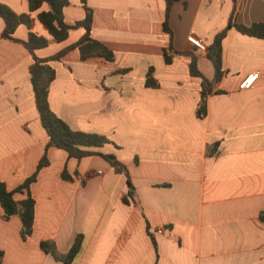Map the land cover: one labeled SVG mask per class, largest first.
Returning a JSON list of instances; mask_svg holds the SVG:
<instances>
[{"label": "crops", "instance_id": "1", "mask_svg": "<svg viewBox=\"0 0 264 264\" xmlns=\"http://www.w3.org/2000/svg\"><path fill=\"white\" fill-rule=\"evenodd\" d=\"M0 1L30 12L27 0ZM87 4L94 11L91 35L115 59L82 60L76 47L50 61L56 76L49 102L73 129L107 136L112 142L98 150L115 155L129 176L101 155L77 159L62 148L46 149L49 137L29 71L32 54L2 36L0 16V181L12 190L45 151L49 160L30 187L35 219L29 235L22 236L20 215L6 217L0 205L1 264H64L41 242H53L65 254L79 234L82 248L69 264H264V38L229 28L222 47L225 74L214 86L223 92L208 95L207 114L200 118L201 79L190 73L189 57L164 60L171 43L163 27L165 0ZM30 14L33 30L47 36L36 13ZM64 15L69 24L83 19L82 0H69ZM231 18L264 22V0H178L169 17L172 46L194 51L199 69L213 79L207 47ZM84 32L74 27L62 42L48 36L53 50L39 49L37 56L56 54L61 43L70 37L76 42ZM27 34L20 25L15 35L25 40ZM191 35L205 49L195 47ZM151 67L158 87L146 85ZM253 72L254 85L239 88ZM65 167L73 179L62 177Z\"/></svg>", "mask_w": 264, "mask_h": 264}, {"label": "trees", "instance_id": "2", "mask_svg": "<svg viewBox=\"0 0 264 264\" xmlns=\"http://www.w3.org/2000/svg\"><path fill=\"white\" fill-rule=\"evenodd\" d=\"M29 4V11L36 13L37 20L45 27L47 36L36 33L32 28V17L30 12L18 13L8 4L0 1V16L5 21V27L2 36L10 38L14 41L21 42L32 54L33 62L30 65L29 71L31 74V82L33 86L34 98L36 108L38 110L41 122L47 131L48 147L62 148L67 151L69 157L81 159L91 155H101L107 158L116 172L125 173L129 176L126 165L119 161L113 154H104L99 147L106 143L112 142L107 136L82 130L73 129L67 121L57 115L50 106L49 102V87L50 83L56 76L55 68L50 61L60 60L69 50L78 48L82 60L90 56H101L107 61L115 59V52L109 48L104 42L94 38L91 35L92 24L94 19V11L90 6L84 5L85 16L83 19L77 21L75 24H69L65 20L64 8L69 4V0H27ZM85 0H83L84 2ZM178 0H165V19L163 27L170 35L171 43L169 48L164 51V60L167 64L172 62V54H181L189 57L190 73L201 79V94L197 102L196 113L197 116L203 118L207 114V97L212 92H223V90H214V86L218 83L225 74V68L222 61V47L223 40L227 36L230 27H235L239 32L254 36L257 38H264V22H254L250 25L234 22L231 18L228 25L219 31L213 42L207 47V56L214 65L213 79L207 78L199 69L197 55L194 51H177L172 46L173 32L169 25V17L173 4ZM46 6V7H45ZM25 25L28 29L27 39L21 40L16 37V31L20 25ZM74 27H83L85 32L83 36L75 43L69 44L59 50L56 54L47 58L37 56V50L45 48L49 45L48 36L54 38L58 42H62L69 37L70 30ZM146 85L158 87L159 83L153 76V68H149ZM219 142H216L212 148L211 153L217 150ZM49 163L47 153L37 164L35 170L25 178V180L14 189H8L3 181H0V205L5 211V216L9 217L18 213L22 220V236L26 237L33 230L35 219V200L31 195V184L37 179V176L42 169ZM64 179H73V176L65 167L62 171ZM129 196L133 197L134 187L128 177ZM26 193V197L16 200L15 193ZM126 203L129 202L127 196L124 197ZM264 219V213L260 214ZM156 247L155 240L153 241ZM83 244V235L79 234L69 251L65 254L59 253L55 244L49 241H42L43 249L51 253L57 260L64 264H69L80 252Z\"/></svg>", "mask_w": 264, "mask_h": 264}, {"label": "built area", "instance_id": "3", "mask_svg": "<svg viewBox=\"0 0 264 264\" xmlns=\"http://www.w3.org/2000/svg\"><path fill=\"white\" fill-rule=\"evenodd\" d=\"M188 39L195 47H197L199 49H205L204 43L199 38L191 35L188 37ZM257 77H258V72H253V73H250V74L244 76L239 83V88H241V89L251 88L254 85ZM157 231L162 232L163 230H162V228H160ZM0 264H1V261H0Z\"/></svg>", "mask_w": 264, "mask_h": 264}, {"label": "rangeland", "instance_id": "4", "mask_svg": "<svg viewBox=\"0 0 264 264\" xmlns=\"http://www.w3.org/2000/svg\"><path fill=\"white\" fill-rule=\"evenodd\" d=\"M82 2H83V0H82ZM83 5H87V6H89V5L87 4V0H85V1L83 2ZM74 24H75V23H74ZM21 26H22V28H24L25 30L27 29L26 26H24V25H21ZM75 28H76V27H75ZM72 29H74V28H72ZM35 30H36V28H35ZM73 41H74L73 38L70 37V39H69L67 42H63V43H61V44H62L63 47H65V46H67V44H69L70 42H73ZM73 43H75V42H73ZM65 44H66V45H65ZM64 45H65V46H64ZM47 47H48V46H47ZM47 47H46V50H53L52 47H48V48H47ZM63 47H62V48H63Z\"/></svg>", "mask_w": 264, "mask_h": 264}]
</instances>
